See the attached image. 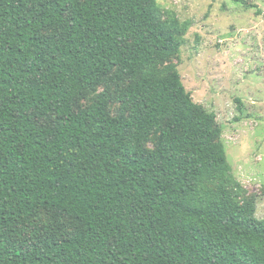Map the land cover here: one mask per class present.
I'll return each mask as SVG.
<instances>
[{
    "label": "trees",
    "instance_id": "obj_1",
    "mask_svg": "<svg viewBox=\"0 0 264 264\" xmlns=\"http://www.w3.org/2000/svg\"><path fill=\"white\" fill-rule=\"evenodd\" d=\"M188 27L156 0H0V264H264L215 114L169 62ZM40 210L76 226L29 240Z\"/></svg>",
    "mask_w": 264,
    "mask_h": 264
},
{
    "label": "rangeland",
    "instance_id": "obj_2",
    "mask_svg": "<svg viewBox=\"0 0 264 264\" xmlns=\"http://www.w3.org/2000/svg\"><path fill=\"white\" fill-rule=\"evenodd\" d=\"M156 0L162 19L189 22L175 64L192 100L215 114L231 174L253 198L264 221V0ZM240 100L241 106L238 105ZM85 98L80 105H85ZM117 103L111 104L116 111ZM151 144H149L150 146ZM40 226L71 232L75 221L40 210L27 239Z\"/></svg>",
    "mask_w": 264,
    "mask_h": 264
}]
</instances>
